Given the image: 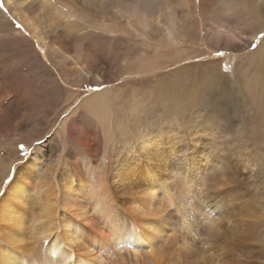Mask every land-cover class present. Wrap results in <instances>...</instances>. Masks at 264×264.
<instances>
[{
    "label": "rangeland",
    "instance_id": "1",
    "mask_svg": "<svg viewBox=\"0 0 264 264\" xmlns=\"http://www.w3.org/2000/svg\"><path fill=\"white\" fill-rule=\"evenodd\" d=\"M53 1L74 11L64 55L74 56L100 79H84L76 67L54 63L46 49L32 42L21 25L16 26L0 2V15L32 49L22 53L28 60H23L21 73L27 81L31 60L34 107L30 109L23 99L19 118L32 112L41 119L19 126L17 134L25 152L32 154L37 141H49L55 150L53 161L62 157V146L69 150L71 140V148H84L78 149L89 167H94L95 160L105 163L110 175L113 144L119 147L123 142H137L142 134L172 130L182 145V158L192 170L197 168L195 175L203 182L199 184L213 193V202L239 204L244 195L255 206H263L258 195L264 193V119L253 115L258 102L264 104V85L260 87L264 82L263 18L244 10L242 0H233L230 11L220 0ZM249 32H257L252 42H246ZM4 37L10 36L0 34ZM99 93L106 94L103 114L114 127H109L106 143L100 138L96 147L90 136L94 129L95 138L99 133L84 104ZM208 97H213L211 107ZM73 111L65 123L67 112ZM132 112L134 116L129 115ZM119 124L127 127L129 136L115 128ZM189 142L194 150L189 149ZM20 145L19 159L13 161L7 151L0 155L3 164L13 161L9 175L27 159ZM63 159L65 166V155ZM77 161L80 164V158ZM260 247L264 253V245Z\"/></svg>",
    "mask_w": 264,
    "mask_h": 264
},
{
    "label": "bare ground",
    "instance_id": "2",
    "mask_svg": "<svg viewBox=\"0 0 264 264\" xmlns=\"http://www.w3.org/2000/svg\"><path fill=\"white\" fill-rule=\"evenodd\" d=\"M220 1L225 10L233 8V0ZM0 2L29 33L32 42L37 41L48 51L54 63L76 67L84 79H100L98 73H90L78 64L74 56L64 55L73 27L71 18L75 21L71 6L53 0ZM242 2L244 10L264 19V0ZM257 32H249L246 42L254 41ZM0 34L10 36L0 38V155L7 151L15 161L20 155L19 126L41 118L32 112L19 118L23 99L30 109L34 107L36 86L31 60L27 81H23L21 73L23 60H28L22 53L32 50L31 45L15 36L16 29L7 25L2 15ZM7 58H11L9 63ZM263 85L264 82L260 87ZM261 93L263 100L264 91ZM105 98V93H99L84 104H88L90 118L95 119H91L92 124L99 133L95 138L94 129L90 136L96 147L100 138L106 143L111 134L109 127H114L107 124L108 118L103 114L107 110ZM259 103L253 115L255 119L263 115L264 119V104ZM74 112H67L65 123ZM133 113L129 115L134 116ZM115 128L125 133L127 130L122 124ZM139 136L131 144H113L116 148L110 175L105 163L97 164L95 160L94 167H89L78 149L84 148L76 145L71 149L68 146L67 151L61 145L62 157L53 161L50 160L55 150L49 141L40 151L32 152L30 160L20 166L24 171L18 170L8 186L7 197L0 202V264H81L84 260L92 264H264L260 247L264 245V193L258 195L262 207L244 195L239 197V204L219 199L213 202V193L199 184L203 182L195 175L197 168L192 170L190 162L182 158V145L172 130L168 134L160 129L157 134ZM189 143V149L194 150L193 142ZM64 155L67 161L62 166ZM13 161L0 162L2 189ZM80 218L94 225L93 236L82 234L88 243L74 237L64 223L65 219ZM144 218H159L160 226L142 234L146 230L137 231L134 222Z\"/></svg>",
    "mask_w": 264,
    "mask_h": 264
},
{
    "label": "snow or ice",
    "instance_id": "3",
    "mask_svg": "<svg viewBox=\"0 0 264 264\" xmlns=\"http://www.w3.org/2000/svg\"><path fill=\"white\" fill-rule=\"evenodd\" d=\"M16 26L18 28L20 27L19 24H17ZM216 55L217 56H222L223 53L217 52ZM212 102H213V97H208L207 98L208 107L212 106ZM71 131L72 130L70 128L69 129L70 135H71ZM45 143H46V141H37V144H36L35 148L33 149V152H38L41 149H43ZM69 147H70V149L72 147L71 140L69 141ZM20 152L27 157V159L24 160V162L22 163V164H25L26 161L30 160L32 154L25 152L24 145H20ZM45 155H47L46 150H45ZM22 164H20V165H22ZM20 165H18L15 168H13L11 170L10 175H8L5 178L4 184L6 185V187L4 189L0 190V202H2L3 198L7 197L6 194H7V191H8V186L12 184L13 180L15 179V177L17 175L18 170L19 171H24L23 169H20ZM26 176H27V174H26ZM28 178L30 179V177H28ZM21 187L23 188L24 184H22ZM221 194H225V193L222 192ZM64 223H66L69 226L70 233L73 234L74 237L81 238L84 242H87V241L84 239V237L82 235L83 233H87L90 236H93L94 225L88 223L83 218H80L79 221L72 220V219H65ZM134 223H135V228H136L137 231L146 230V232L142 233V234H145V235L147 233L155 230L156 228H158L160 226L159 218H144V219H139V220L135 221ZM81 264H92V262L89 261V260H84V261L81 262Z\"/></svg>",
    "mask_w": 264,
    "mask_h": 264
}]
</instances>
